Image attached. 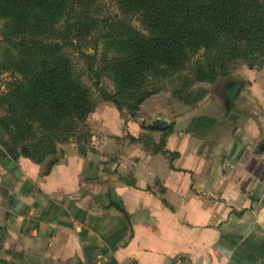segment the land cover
Returning <instances> with one entry per match:
<instances>
[{"label":"crops","instance_id":"0c3cea01","mask_svg":"<svg viewBox=\"0 0 264 264\" xmlns=\"http://www.w3.org/2000/svg\"><path fill=\"white\" fill-rule=\"evenodd\" d=\"M204 84L139 119L99 102L85 154L0 161V264H264V66Z\"/></svg>","mask_w":264,"mask_h":264},{"label":"trees","instance_id":"16d2710c","mask_svg":"<svg viewBox=\"0 0 264 264\" xmlns=\"http://www.w3.org/2000/svg\"><path fill=\"white\" fill-rule=\"evenodd\" d=\"M113 1L125 17L137 16L141 27L116 21L105 32L76 0H0V68L16 75L0 92V128L13 138V145L0 148V161L23 156L39 163L67 142L85 154L94 91L135 115L163 81L182 79L172 94L194 104L206 92L194 95L191 85L213 83L239 62L264 66V0ZM94 32L95 52L87 53L83 44ZM97 40L105 46L99 58ZM68 49L83 60L79 73ZM2 238L0 226V244Z\"/></svg>","mask_w":264,"mask_h":264},{"label":"rangeland","instance_id":"374dc122","mask_svg":"<svg viewBox=\"0 0 264 264\" xmlns=\"http://www.w3.org/2000/svg\"><path fill=\"white\" fill-rule=\"evenodd\" d=\"M76 5L79 9H83L84 7H88L87 15L92 17L93 19H95V21H97L99 26L102 24V26H104L103 31H105V32L109 29L110 24H113L116 21L129 22L131 25L135 26L136 28L141 27L137 16L125 17L124 15H122L120 13L117 5L115 4V2L113 0H76ZM3 23H4L3 18H0V33L3 30V27H2ZM95 37H96V32L92 33V35L89 38H87V41H88L87 44H85V43L83 44V45H86L83 48L85 49V51L87 53H94L95 52L94 48H93L94 47L93 43H94ZM97 41H98V44H97L96 56H97V58H99V57H101V54L104 53V47L105 46H104L102 40H97ZM4 46H6V45H4ZM6 48L11 52V54L15 53L13 51V49H11L10 47L6 46ZM67 51L69 53L68 56L71 57L73 60L75 70L79 73L83 68V60L80 58L79 55H77V53H74L72 50L68 49ZM242 64H245V63H242V62L237 63L234 66V68L230 71L229 74H231L233 72V70H235L238 66H240ZM228 75L221 76V77L217 78L216 80L224 79ZM15 77H16V75L13 74L11 70L0 68V92H5L9 82L13 81L15 79ZM175 77H177V75H175L173 78H175ZM83 81H85L88 84L91 83L89 80H87V77H83ZM204 83H208V82H199V83L193 84L189 87L188 91L192 90V93L194 95L201 92V91H205L207 93V89L205 88ZM102 84L108 90H112L111 81L104 78V80L102 81ZM181 84H182V79H179L178 77H177V79H173V82L169 81V80L163 81V83L161 84L163 89H161L158 92L159 94L156 95L157 96L156 99H158L157 101H159V103H161V104H163V103L171 104L174 102V103H178L182 106L183 105L184 106L185 105H187V106L195 105L196 103L188 104V103H186V101L180 100L175 95L172 94V92H174L176 89L180 88ZM94 98H95V102H96L95 107L97 106V104L99 102H103V100H101V98L97 95L96 91H94ZM200 101H198V102H200ZM109 103H111V102H109ZM95 107H94V109H95ZM139 111H140V109L138 110V112L135 113V115H132V114L128 113V111L126 109H123L121 111V114L123 115L124 118H127V119H139V117H142V114H139ZM86 124H87L88 130L91 133V127L88 124V121H86ZM90 141H91V138L88 142V145L86 144L89 148H90ZM5 142L7 144L13 145V138L10 135L6 134L5 131L0 128V148L1 149H3L5 147L3 144ZM67 143H70V142H67ZM61 144H64V143L56 144L55 152L49 154L48 156H52V155L56 154L58 151L59 145H61Z\"/></svg>","mask_w":264,"mask_h":264},{"label":"built area","instance_id":"2783aa9c","mask_svg":"<svg viewBox=\"0 0 264 264\" xmlns=\"http://www.w3.org/2000/svg\"><path fill=\"white\" fill-rule=\"evenodd\" d=\"M171 264H196L185 255H176L172 258Z\"/></svg>","mask_w":264,"mask_h":264},{"label":"water","instance_id":"95a60500","mask_svg":"<svg viewBox=\"0 0 264 264\" xmlns=\"http://www.w3.org/2000/svg\"><path fill=\"white\" fill-rule=\"evenodd\" d=\"M228 100H226L227 102ZM165 125V119H157V123L153 125V128H162Z\"/></svg>","mask_w":264,"mask_h":264}]
</instances>
